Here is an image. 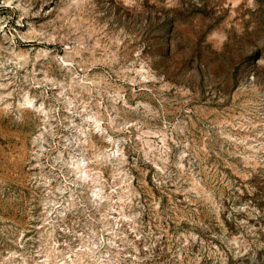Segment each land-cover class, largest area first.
<instances>
[{
	"label": "rangeland",
	"instance_id": "obj_1",
	"mask_svg": "<svg viewBox=\"0 0 264 264\" xmlns=\"http://www.w3.org/2000/svg\"><path fill=\"white\" fill-rule=\"evenodd\" d=\"M0 264H264V0H0Z\"/></svg>",
	"mask_w": 264,
	"mask_h": 264
}]
</instances>
